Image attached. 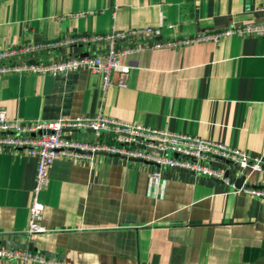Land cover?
Wrapping results in <instances>:
<instances>
[{"label":"crops","instance_id":"1","mask_svg":"<svg viewBox=\"0 0 264 264\" xmlns=\"http://www.w3.org/2000/svg\"><path fill=\"white\" fill-rule=\"evenodd\" d=\"M247 24H264V0H0L3 50L160 30L147 47L119 58L129 66L125 88L102 92L100 76L86 70L0 74V109L22 123L101 114L220 142L264 164V35L152 47ZM97 47L64 45L23 60L59 61ZM36 167L35 157L0 153V241L31 244L64 264H264L263 200L167 168L154 181L155 166L104 155L92 168L51 164L48 187L38 194L44 231L25 240ZM250 182L264 188V174Z\"/></svg>","mask_w":264,"mask_h":264},{"label":"built area","instance_id":"2","mask_svg":"<svg viewBox=\"0 0 264 264\" xmlns=\"http://www.w3.org/2000/svg\"><path fill=\"white\" fill-rule=\"evenodd\" d=\"M231 35H264V24H247L177 41H156L152 47L172 48L206 41L216 43L221 37ZM159 36V28H145L92 35L80 39H63L18 49H0V74L34 73L55 76L70 71L86 70L100 76L102 92L112 85L125 88L129 66L121 65L119 58L144 49L147 47L144 41L157 39ZM78 43L87 46L97 45L98 50L83 57L73 56L47 63L23 60L37 52H49L64 45ZM102 43L105 53L99 52V45ZM78 132L92 134L93 140L74 138ZM1 152L24 153L37 159L28 227L22 234L25 240H30L33 235L44 231L40 225L44 207L38 201V194L47 189L49 168L54 161L60 159L86 162L90 168L93 167L98 155L124 160L133 159L156 167L150 176L154 181L160 180V170L167 168L213 179L233 194L242 193L264 201V188L255 187L250 182L253 174H264L261 158L251 157L244 151L220 142L149 129L101 114L22 123L8 120L5 111L0 109ZM240 178L242 182L237 187L235 182ZM0 261H14L20 264H64L61 260L47 257L39 252L5 246H0Z\"/></svg>","mask_w":264,"mask_h":264},{"label":"water","instance_id":"3","mask_svg":"<svg viewBox=\"0 0 264 264\" xmlns=\"http://www.w3.org/2000/svg\"><path fill=\"white\" fill-rule=\"evenodd\" d=\"M81 57H83V56H86V55H80ZM128 160H133V159H128ZM134 161H137V160H134ZM241 182H242V178H240V179H238L236 182H235V185L237 186V187H239L240 186V184H241ZM0 246H5V247H11V248H14V249H18V250H24V249H27V250H29V251H33V252H37V249H34L33 247H32V245L31 244H29L27 247L24 245V244H22V243H17V242H13V241H6V240H1L0 241ZM40 254H42V255H45V256H49L46 252H43V251H38Z\"/></svg>","mask_w":264,"mask_h":264}]
</instances>
